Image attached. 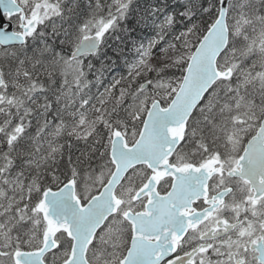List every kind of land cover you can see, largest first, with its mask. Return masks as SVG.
I'll return each instance as SVG.
<instances>
[{
    "label": "snow or ice",
    "instance_id": "snow-or-ice-1",
    "mask_svg": "<svg viewBox=\"0 0 264 264\" xmlns=\"http://www.w3.org/2000/svg\"><path fill=\"white\" fill-rule=\"evenodd\" d=\"M0 17V264H264V0Z\"/></svg>",
    "mask_w": 264,
    "mask_h": 264
},
{
    "label": "water",
    "instance_id": "water-1",
    "mask_svg": "<svg viewBox=\"0 0 264 264\" xmlns=\"http://www.w3.org/2000/svg\"><path fill=\"white\" fill-rule=\"evenodd\" d=\"M0 19H2V17H0Z\"/></svg>",
    "mask_w": 264,
    "mask_h": 264
}]
</instances>
